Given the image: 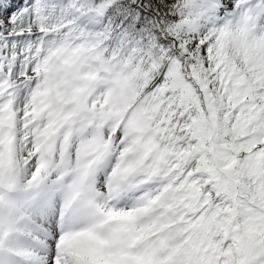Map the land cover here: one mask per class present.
Listing matches in <instances>:
<instances>
[{"label": "snow or ice", "instance_id": "6c2138e0", "mask_svg": "<svg viewBox=\"0 0 264 264\" xmlns=\"http://www.w3.org/2000/svg\"><path fill=\"white\" fill-rule=\"evenodd\" d=\"M0 264H264V0H0Z\"/></svg>", "mask_w": 264, "mask_h": 264}]
</instances>
